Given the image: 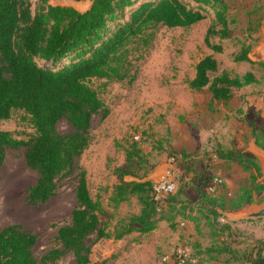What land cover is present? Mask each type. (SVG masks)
I'll list each match as a JSON object with an SVG mask.
<instances>
[{"label":"rangeland","instance_id":"rangeland-1","mask_svg":"<svg viewBox=\"0 0 264 264\" xmlns=\"http://www.w3.org/2000/svg\"><path fill=\"white\" fill-rule=\"evenodd\" d=\"M31 1L34 6L38 0ZM225 1L237 23L232 25L231 37L222 41L221 53H212L203 42L209 18L189 27L157 25L127 44L126 78L89 81L110 113L102 121L99 115L92 117L90 144L78 164L86 170L91 196L102 205L99 216L107 230H119L141 209L134 195L114 205L111 199L116 187L129 181L155 182L172 166L169 159L173 155L177 187L166 202L175 201L179 207L187 205L193 212L190 216H185V212H164V219L153 230L131 232L119 240L94 241L92 235L89 264L103 260V264H161V256L182 242L198 259L196 264H249V257L257 248L264 251L263 220L231 222L223 213L235 210L220 208L231 207L243 195L254 199L244 206L261 204L264 172L261 170L262 176L257 177L236 162L219 158L220 152L227 150L252 155L247 150L250 143H256V137L264 140V104L260 100L264 67L235 60L242 41L248 37L255 41L248 56L264 60L260 58L264 46V0ZM48 3L85 10L84 1ZM207 54H213L220 68L231 76L251 71L256 82L233 89L234 96L228 101L211 100L206 92L192 91L188 82L195 74L198 59ZM0 129L23 139L33 133L21 110H14L10 118L0 121ZM56 129L65 134L72 127L62 118ZM132 144L139 148L141 159H126L125 150ZM24 150H5L0 167V228L15 224L32 232L36 236L32 247L36 264H46L40 257L52 248H61L56 241L57 227L70 222L76 206L78 169L58 179L55 193L46 201L31 204L27 191L36 182L37 174L26 165ZM217 175L222 179L221 185L210 192L208 183ZM210 199L216 200L213 205H218L221 214L217 221H227L228 228L223 230L216 221L209 225L198 212L199 206L212 205ZM47 264H74V259L66 253Z\"/></svg>","mask_w":264,"mask_h":264},{"label":"trees","instance_id":"trees-1","mask_svg":"<svg viewBox=\"0 0 264 264\" xmlns=\"http://www.w3.org/2000/svg\"><path fill=\"white\" fill-rule=\"evenodd\" d=\"M48 1L38 0L33 6L31 0H0V121L10 118L14 110H21L33 129L26 139L0 129V167L6 148H25V163L37 174L36 182L27 191L31 204L46 201L55 193L57 180L78 169L76 206L70 222L57 227L56 241L61 248L48 250L40 261L55 262L71 253L74 264H89L92 235L94 241L119 240L131 232L153 230L164 219V212L193 214L189 206L179 207L175 201H165L158 210L149 195L151 181H129L116 187L111 201L117 205L134 195L141 204L140 212L114 233L107 230L99 216L102 205L91 196L86 170L78 164L90 144L92 117L99 115L102 121L110 113L89 81L126 78L127 44L157 25L189 27L209 18L203 42L212 53H221L222 41L231 37L237 19L225 0H91L83 11ZM254 46L255 41L244 39L235 60L264 67V60L248 56ZM256 80L251 71L231 76L220 68L213 54H207L198 59L188 85L192 91L208 93L211 100L228 101L234 96L233 89ZM62 118L72 127L65 134L56 129ZM256 143L264 148V140L256 137ZM125 152L127 160L142 158L136 144ZM219 158L262 176L259 162L245 151H221ZM253 201L251 196L243 195L231 207L220 208L236 210ZM209 202L211 206H199L198 212L209 225L216 221L223 230L228 228L227 221H217L221 214L218 205H213L216 200ZM35 242L36 236L18 225L0 228V264H36L32 253ZM249 258V264H264L263 249L257 248Z\"/></svg>","mask_w":264,"mask_h":264},{"label":"built area","instance_id":"built-area-1","mask_svg":"<svg viewBox=\"0 0 264 264\" xmlns=\"http://www.w3.org/2000/svg\"><path fill=\"white\" fill-rule=\"evenodd\" d=\"M260 100L264 104V90L260 93ZM175 158L174 155L170 157L169 162L172 166L151 186L150 197L157 205L158 210L177 187L178 174L174 168ZM221 182L220 176L213 177L208 184V191L214 192ZM197 262L198 259L193 255L191 248L184 242L176 244L169 253H164L161 256V264H196Z\"/></svg>","mask_w":264,"mask_h":264},{"label":"water","instance_id":"water-1","mask_svg":"<svg viewBox=\"0 0 264 264\" xmlns=\"http://www.w3.org/2000/svg\"><path fill=\"white\" fill-rule=\"evenodd\" d=\"M90 3L91 0H88L87 8L90 6ZM247 150L253 156L256 157L262 172H264V149L258 146L255 142H252L250 143ZM223 215L231 222L257 221V220L264 221V201L259 205H248V206H243L235 211H226L223 213ZM92 264H97V263L95 262Z\"/></svg>","mask_w":264,"mask_h":264},{"label":"crops","instance_id":"crops-1","mask_svg":"<svg viewBox=\"0 0 264 264\" xmlns=\"http://www.w3.org/2000/svg\"><path fill=\"white\" fill-rule=\"evenodd\" d=\"M75 1V0H74ZM80 1H84V6H85V10L87 9V1L88 0H80ZM261 59H263L264 58V46H262V50H261V57H260ZM210 98H211V96H210Z\"/></svg>","mask_w":264,"mask_h":264}]
</instances>
